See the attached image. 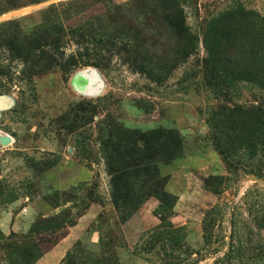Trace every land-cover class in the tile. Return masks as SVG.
Segmentation results:
<instances>
[{"label": "rangeland", "instance_id": "obj_1", "mask_svg": "<svg viewBox=\"0 0 264 264\" xmlns=\"http://www.w3.org/2000/svg\"><path fill=\"white\" fill-rule=\"evenodd\" d=\"M51 4L59 64L33 74L38 51L24 44V62L4 42L16 31L27 44ZM173 7L191 41L167 26ZM77 26L87 41H73ZM263 50L264 0H0V264H264V176L245 171L264 175V89L238 78L264 69ZM107 122L178 131L179 156L156 162L163 202L115 207ZM224 133L247 136L230 168L213 141Z\"/></svg>", "mask_w": 264, "mask_h": 264}, {"label": "trees", "instance_id": "obj_2", "mask_svg": "<svg viewBox=\"0 0 264 264\" xmlns=\"http://www.w3.org/2000/svg\"><path fill=\"white\" fill-rule=\"evenodd\" d=\"M37 1L39 0H33V2ZM53 9V4L46 9L42 16L41 23L36 27V32L32 33L30 36L29 42L27 40V44L25 43L26 39L22 37L21 32L16 31L9 33L10 37L4 42L7 48L11 51V54L15 55L17 58L20 57L24 62L27 61L24 44L29 49L38 51L34 56L39 58L42 61V64H39L37 58H31L30 64L33 74L42 71L45 65L52 64L53 62L59 64L56 60L58 57L57 53L60 54V52L55 51L60 49L59 41H61V37L57 34H59L60 31L64 33L65 30L61 26L58 14ZM224 15L225 13L221 14L220 17ZM229 15L233 17V13H230ZM239 16L244 17L245 15L239 13ZM166 20L167 26L180 39L183 40L185 38L189 41L192 40L190 33L186 32L182 9L180 7L171 8L167 14ZM11 23L14 22L11 21ZM77 31L79 33L75 34ZM83 31V26H77L72 30H68V33L73 36L74 42L83 43L87 41L86 39H83ZM214 36L220 39L221 32L219 31L217 33L216 31ZM207 51L208 58H213L215 51L213 49H208ZM260 54L261 58H259V61L257 62L261 64L262 67L264 63V52H261ZM211 60L212 59H210V62ZM75 65V59L67 60L64 66L60 63V66H62L64 70H68ZM239 75L238 78L252 80L264 89V69H253L252 71H248V74L246 75H243L240 72ZM218 78L219 80H223L222 76L218 75ZM254 118L259 125L256 132V136L259 138L258 144L263 146L260 137H264V111L257 109L256 117ZM107 125L110 126V129H107V136L103 140L102 153L106 165V171L109 175L111 199L115 207H121L122 209L126 207L128 210H135L149 196H155L163 202L165 198L170 195L164 191L166 177L159 174L156 162L162 161L167 163L179 156L182 142L178 131L172 127H156L142 131L137 128H124L114 122H107ZM224 134L225 135L222 137L221 135H214L213 141L215 147L221 154L222 159L226 163V166L230 168L232 164L229 155H232L233 153L231 152L232 147L239 142L237 140L244 139L247 136L235 137L228 133ZM263 139L264 138H262V140ZM248 141L249 140H245L244 142ZM244 148L245 146L243 144L240 149ZM245 171L247 174H254L258 177L264 176L259 168H251ZM136 190L142 194L135 193ZM260 219L263 221L262 225L264 231V216ZM259 238L261 240L258 239L257 246L261 249L264 246V239H262L260 234ZM39 256L40 254L36 255V257ZM215 262H217V260L214 261V263Z\"/></svg>", "mask_w": 264, "mask_h": 264}, {"label": "bare ground", "instance_id": "obj_3", "mask_svg": "<svg viewBox=\"0 0 264 264\" xmlns=\"http://www.w3.org/2000/svg\"><path fill=\"white\" fill-rule=\"evenodd\" d=\"M84 71H85L84 76L87 77L88 80H92V83H91V85L89 84L88 88H92L95 85H97V87H100L102 85L101 80L98 79V77H96L95 74H92V72L91 73L89 72V68H86ZM1 103H2V101H1Z\"/></svg>", "mask_w": 264, "mask_h": 264}, {"label": "water", "instance_id": "obj_4", "mask_svg": "<svg viewBox=\"0 0 264 264\" xmlns=\"http://www.w3.org/2000/svg\"><path fill=\"white\" fill-rule=\"evenodd\" d=\"M84 75L85 74H81L82 77H85ZM96 87H97V85L94 86V88H96ZM0 98H2V97H0ZM3 103H4V99H3ZM3 103L0 104V107L3 105ZM9 142H10V136L9 135H7V134H0V143L1 144L5 145V144H7ZM256 180L260 181L258 178H256Z\"/></svg>", "mask_w": 264, "mask_h": 264}, {"label": "crops", "instance_id": "obj_5", "mask_svg": "<svg viewBox=\"0 0 264 264\" xmlns=\"http://www.w3.org/2000/svg\"><path fill=\"white\" fill-rule=\"evenodd\" d=\"M61 244H62V243L59 242L58 244L55 245V247H57V248H58V247H61Z\"/></svg>", "mask_w": 264, "mask_h": 264}]
</instances>
